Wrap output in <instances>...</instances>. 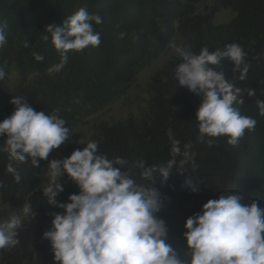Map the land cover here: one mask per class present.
<instances>
[{"label":"trees","instance_id":"1","mask_svg":"<svg viewBox=\"0 0 264 264\" xmlns=\"http://www.w3.org/2000/svg\"><path fill=\"white\" fill-rule=\"evenodd\" d=\"M201 1L0 0V25H6L7 40L0 47V68L16 66L22 80L12 87L0 80V122L14 112L11 100L23 97L36 111H58L73 131L84 116L125 95L140 69L169 48L176 35L184 40L185 49L197 55L202 47L215 51L230 43L238 44L246 53L245 80L239 79L244 65L241 71H234L232 62L224 60L216 69L241 89L238 100L242 99L243 104L237 102L233 106L241 115L257 121L255 129L245 130L236 146L227 143V136L205 137V142L198 139L196 112L202 96L179 86L175 77L176 67L183 62L179 54L152 79L156 118L153 127L129 119L95 128L93 141L98 142V154L109 160H125L124 165L116 166L137 183L160 192L162 206L156 215L168 227L167 243L179 253L187 251L186 220L201 212L210 199L236 193L244 197L242 203L257 201L264 208V115L257 105V101H264V0H212L209 11L199 14L196 8ZM81 7L89 15L99 14L102 18L101 24L92 22L101 43L82 52L69 51L64 67L51 71L60 63L61 55L45 28L49 24L59 26ZM228 8L235 17L227 24L215 25V14ZM45 35L49 36L48 41L43 39ZM34 54L43 55V61H37ZM249 91L255 95L249 96ZM6 139V135L0 136V149ZM208 139L213 140L212 146L206 143ZM173 141L178 142L180 149L175 156ZM189 144L191 147L186 148ZM85 146L69 144L67 157ZM186 151L188 158L183 155ZM54 153L55 149L47 160L40 161L39 167H34L30 160L20 163L0 150V203L11 205L14 211L29 203L36 213L35 217L23 219L17 237L20 243L0 249V264H57L51 242L43 239V233L52 228L46 219L53 220L52 214H63L64 209L47 204L40 188ZM171 161L175 163L169 169V178L163 181L159 168L167 167ZM10 162L19 172V182L7 171ZM146 170H152L151 178L142 176ZM187 180L198 191H192ZM61 184L64 191L57 196L60 203L70 202L68 197L80 192L66 173Z\"/></svg>","mask_w":264,"mask_h":264},{"label":"clouds","instance_id":"2","mask_svg":"<svg viewBox=\"0 0 264 264\" xmlns=\"http://www.w3.org/2000/svg\"><path fill=\"white\" fill-rule=\"evenodd\" d=\"M93 21L103 22L99 14L89 15L81 7L59 26H46L51 43L61 55L60 63L51 71L64 67L69 51L82 52L89 46L100 45L101 36L94 30ZM5 27L0 25V47L7 42ZM43 39L48 41L49 36ZM169 46L176 49L183 61L175 69L179 86L202 96L196 112L200 142H205V137L227 136L229 145H238L245 130H254L257 121L241 115L233 106L237 102L243 104L242 99L238 100L241 89L216 69L224 60L232 62L234 71H241L244 65L239 79L245 80L246 53L235 43L215 51L202 47L198 55L172 43ZM34 56L40 62L44 59L40 54ZM5 75L0 68V80ZM248 95L254 96L255 92L249 91ZM11 104L14 112L0 122V136H7L0 150L20 163L30 160L34 167H39L40 161L47 160L52 150L71 137V129L56 110L51 114L36 111L23 97L14 98ZM257 105L264 115V101H257ZM206 143L212 146L213 140L208 139ZM177 144L173 141L174 156L180 154ZM98 151V142L91 141L83 150L76 149L67 158L48 163L49 180L41 190L47 204L64 209L63 214H52V228L43 233V239L51 242L57 264H264V208L257 201L246 205L242 203L244 197L236 193L210 199L201 212L186 220L187 251L179 253L167 243L168 227L156 215L162 206L160 192L150 185L137 183L116 166L124 165L125 160H109ZM183 155L189 156L187 151ZM174 163L171 161L167 167L159 168L163 181L169 178V169ZM7 171L17 182L21 180L11 162ZM65 173L80 192L70 195V202L60 203L57 196L64 191L61 177ZM142 176L151 178L152 170H146ZM185 183L192 191H198L191 180ZM35 215L31 204L25 203L22 215L14 213L0 223V249L17 246L23 219Z\"/></svg>","mask_w":264,"mask_h":264},{"label":"rangeland","instance_id":"3","mask_svg":"<svg viewBox=\"0 0 264 264\" xmlns=\"http://www.w3.org/2000/svg\"><path fill=\"white\" fill-rule=\"evenodd\" d=\"M212 0H202L196 8V13L203 14L209 11ZM235 17V13L230 9H224L216 13L214 16L215 25H223L229 23ZM177 47L184 48V40L176 35L172 41ZM178 56L175 48L169 47L161 52L156 58L149 60L138 72L134 85L123 96L107 104L102 110L82 118L81 124L75 128L71 137L55 149L53 159L67 158L66 148L69 144H83L93 141L95 136V128L103 125H113L123 123L130 120L135 121L139 125L146 124L153 127L155 125V108L152 104L154 91L152 87V79L158 71L165 65L173 61ZM4 82L10 87L19 84L22 80L19 72L14 65H5ZM35 75L31 76V78ZM52 159V160H53ZM49 180L48 173L41 178L40 188L47 185ZM21 214L22 210L14 211L11 205L0 203V223H3L11 217L12 214ZM45 219V217H44ZM52 223L51 219H46Z\"/></svg>","mask_w":264,"mask_h":264}]
</instances>
